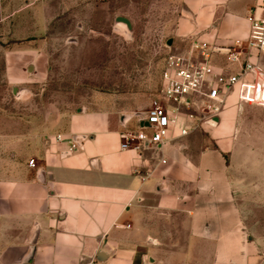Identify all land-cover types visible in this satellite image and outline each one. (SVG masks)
<instances>
[{"label": "crops", "instance_id": "0c3cea01", "mask_svg": "<svg viewBox=\"0 0 264 264\" xmlns=\"http://www.w3.org/2000/svg\"><path fill=\"white\" fill-rule=\"evenodd\" d=\"M111 1L61 0L59 5L62 14L72 8L78 17L81 5L90 11L97 4L110 8ZM263 1L190 0L168 45L185 39L191 46V38H198L224 46L246 39L252 19L264 17ZM0 7V23L19 41L7 52L8 82L30 79L33 54L41 62L45 56L39 80L47 79L53 70L46 56L47 22L58 15L49 13L47 0H0ZM32 37L40 39L39 47L27 44ZM71 47L67 43L64 50ZM211 60L218 71L240 70L223 51ZM261 63L264 70V59ZM240 88L228 92L222 111L209 123L183 137H177L186 121L180 119L159 148L121 146L126 132L146 126L141 114L154 93L136 113L138 93L130 107L81 106L61 113L57 127L46 133L0 138V264H174L178 258L260 264L264 152L241 143L240 135L243 124L256 117L249 108H264L241 102ZM259 109L253 111L264 112ZM73 142L77 147L71 150Z\"/></svg>", "mask_w": 264, "mask_h": 264}, {"label": "rangeland", "instance_id": "374dc122", "mask_svg": "<svg viewBox=\"0 0 264 264\" xmlns=\"http://www.w3.org/2000/svg\"><path fill=\"white\" fill-rule=\"evenodd\" d=\"M47 1L49 13L58 15L47 22L46 56L53 68L47 79L39 80L47 64L45 56L41 62L40 55L33 54L27 71L30 79L25 84L8 82L7 52L18 47L19 41L11 36L6 23H0L1 139L46 133L57 127L61 113L81 106L95 110L133 106L135 93L141 100L140 107L133 110H143L161 82L170 50L184 51L190 46L185 39L168 45L179 18L190 10V0H112L110 8L97 4L87 11L81 5L78 17L73 16L72 8L62 14L61 0ZM117 17L127 18L130 27L119 23ZM35 27L33 22V32ZM72 39L76 41L70 43ZM28 40L29 46L41 44L38 37ZM67 43L72 47L64 50ZM249 109L248 114L256 117L243 124L240 142L264 152V112L253 111L259 109L256 107ZM186 262L196 264L179 258L174 264Z\"/></svg>", "mask_w": 264, "mask_h": 264}, {"label": "built area", "instance_id": "2783aa9c", "mask_svg": "<svg viewBox=\"0 0 264 264\" xmlns=\"http://www.w3.org/2000/svg\"><path fill=\"white\" fill-rule=\"evenodd\" d=\"M191 40L186 52L170 50L168 53L161 82L150 106L141 114L140 121L146 122V126L126 132L121 144L123 149L159 148L170 140L180 119L186 121L177 137L188 135L217 116L225 105L228 92L239 84L241 102L264 106V70L261 65L264 59V17L252 19L246 39L228 45H211L198 38ZM218 51H223L230 63H239L240 70H216L211 58ZM57 138L61 140L62 135ZM76 147L74 142L71 143V150ZM34 161L31 159L29 164L34 166ZM162 161L167 162L166 159Z\"/></svg>", "mask_w": 264, "mask_h": 264}, {"label": "water", "instance_id": "95a60500", "mask_svg": "<svg viewBox=\"0 0 264 264\" xmlns=\"http://www.w3.org/2000/svg\"><path fill=\"white\" fill-rule=\"evenodd\" d=\"M117 21L119 22V23H123L124 25H126L127 27H130V21L127 19V18H125V17H118L117 18ZM260 264H264V260L260 263Z\"/></svg>", "mask_w": 264, "mask_h": 264}]
</instances>
